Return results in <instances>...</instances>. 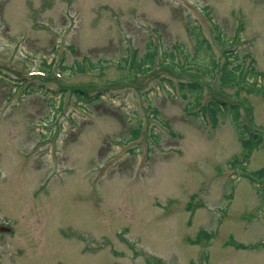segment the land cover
<instances>
[{"label": "rangeland", "instance_id": "1", "mask_svg": "<svg viewBox=\"0 0 264 264\" xmlns=\"http://www.w3.org/2000/svg\"><path fill=\"white\" fill-rule=\"evenodd\" d=\"M230 49L264 74V0H0V264H264V95L220 82Z\"/></svg>", "mask_w": 264, "mask_h": 264}, {"label": "trees", "instance_id": "2", "mask_svg": "<svg viewBox=\"0 0 264 264\" xmlns=\"http://www.w3.org/2000/svg\"><path fill=\"white\" fill-rule=\"evenodd\" d=\"M213 28L216 32V36L217 39L219 40V42L223 43V38L224 35L223 33L218 29L219 27L217 25H213ZM197 27H188V31L190 33V35H192L196 41V50L197 52L200 49L203 50H207L209 49V44H207V39L203 38V36L201 35V32L197 30ZM228 51V50H227ZM224 50L223 53L226 57V61L223 63V65L220 67L221 70V76H220V82L222 84H227V83H231V84H240V83H246L247 87H243L244 89H246L248 92L250 93H261L264 95V88L262 90H260V86H257V81L253 80L250 81L249 77H264V74H262L261 72H258L255 67L253 65H250L248 67V69L243 72L242 71V63H239L237 65H231L230 63V59L233 55H235L234 51L232 49H230L228 51ZM166 52H164L165 54ZM206 53H208L206 51ZM166 55V54H165ZM170 57L173 58V55L170 54ZM169 57V58H170ZM153 53H147L146 56L143 58L142 61H140L139 59L135 58V55L133 53L132 55V59L130 60L128 57L124 58L125 61H129L130 62V68L133 69L134 74H138L140 72H142L143 70H149L151 68V64L153 63ZM173 61V60H171ZM212 63H206V67H208L207 69H209L208 71H210V75L214 74V68H215V63L212 60ZM192 64V63H190ZM77 66H79V69L81 71H83V65L81 64V62L77 63ZM241 84V85H242ZM182 86V84H180ZM200 85L196 82H192L189 83L187 85V87L189 89H191L190 91H197V95L200 94ZM75 91L73 93H75V95H78V98H83L86 95L85 91H81L79 89H74ZM81 91V94H78V92ZM198 98V96H196ZM221 104H224L222 101L220 100H213L211 101V106H210V113L212 116H215V114H217L218 111H221ZM229 114H230V119L232 121V123L234 124L237 132H238V136H239V140L242 142V145L244 148H246L247 152L246 155H249L250 152L255 149L256 146L260 145L261 140L258 136H256V134H252L251 136H249V138H245L247 136V132H246V128L244 125L241 124L240 122V118H239V112L238 109L235 106H232L229 109ZM236 161H238V159H236ZM241 163V160L239 161ZM254 175L256 176H260L263 177L264 176V167L258 169L257 171L254 172ZM248 176H251V174H249ZM157 264H166L164 262L161 261H157Z\"/></svg>", "mask_w": 264, "mask_h": 264}]
</instances>
